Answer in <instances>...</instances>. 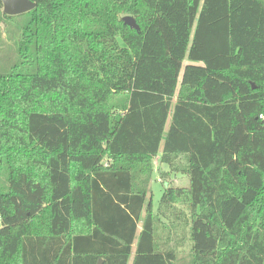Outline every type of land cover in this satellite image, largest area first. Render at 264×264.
Listing matches in <instances>:
<instances>
[{"label": "trees", "instance_id": "obj_1", "mask_svg": "<svg viewBox=\"0 0 264 264\" xmlns=\"http://www.w3.org/2000/svg\"><path fill=\"white\" fill-rule=\"evenodd\" d=\"M31 1L0 0V264H264V0ZM159 155L189 186L155 209Z\"/></svg>", "mask_w": 264, "mask_h": 264}, {"label": "rangeland", "instance_id": "obj_2", "mask_svg": "<svg viewBox=\"0 0 264 264\" xmlns=\"http://www.w3.org/2000/svg\"><path fill=\"white\" fill-rule=\"evenodd\" d=\"M6 59V57H5ZM203 65L202 63H193L190 62L188 59H185L183 63V69L181 74L183 73L184 68L188 65ZM154 174L150 185V195L149 198L152 197L153 204L155 209H157L159 202L161 200V197L164 193V191L169 187H188L189 186V180L187 177L181 176L179 174L170 173L169 167L167 165L160 163V155L154 159ZM162 172L169 173L168 177L163 178ZM187 252H189V247H185L180 252V258L181 262L186 263L187 260Z\"/></svg>", "mask_w": 264, "mask_h": 264}, {"label": "water", "instance_id": "obj_3", "mask_svg": "<svg viewBox=\"0 0 264 264\" xmlns=\"http://www.w3.org/2000/svg\"><path fill=\"white\" fill-rule=\"evenodd\" d=\"M3 3V11L9 16H18L30 12L36 7V4L31 0H1ZM123 22L126 26L136 31L140 30L135 19L131 16L123 18ZM100 264H102L100 262Z\"/></svg>", "mask_w": 264, "mask_h": 264}, {"label": "built area", "instance_id": "obj_4", "mask_svg": "<svg viewBox=\"0 0 264 264\" xmlns=\"http://www.w3.org/2000/svg\"><path fill=\"white\" fill-rule=\"evenodd\" d=\"M261 119L264 120V116L263 115L261 116Z\"/></svg>", "mask_w": 264, "mask_h": 264}]
</instances>
